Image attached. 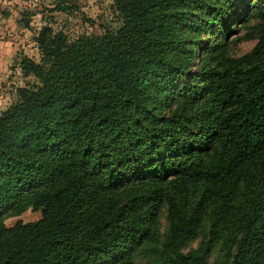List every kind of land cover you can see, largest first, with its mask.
I'll list each match as a JSON object with an SVG mask.
<instances>
[{
  "label": "trees",
  "instance_id": "16d2710c",
  "mask_svg": "<svg viewBox=\"0 0 264 264\" xmlns=\"http://www.w3.org/2000/svg\"><path fill=\"white\" fill-rule=\"evenodd\" d=\"M113 4L116 30L46 25L19 62L38 84L0 113V264H264V0Z\"/></svg>",
  "mask_w": 264,
  "mask_h": 264
},
{
  "label": "rangeland",
  "instance_id": "374dc122",
  "mask_svg": "<svg viewBox=\"0 0 264 264\" xmlns=\"http://www.w3.org/2000/svg\"><path fill=\"white\" fill-rule=\"evenodd\" d=\"M62 0H0V113L17 101L16 89L21 86H36L38 80L24 74L19 62L23 57L39 60V50L34 38L43 26L64 31L69 37L81 34L100 35L105 30H116L121 19L114 9L113 0H65L70 5L66 11L56 7ZM63 4V3H62ZM259 18L237 23L226 36L228 53L240 56L249 51L255 38ZM203 35V34H202ZM41 217L40 211L24 210L18 215L4 217V224L12 226L17 221L31 222ZM157 229L162 233L166 227L165 213L157 217ZM201 237L192 240L184 251L198 246ZM218 254L215 247L210 259ZM136 264H158L153 255L136 251Z\"/></svg>",
  "mask_w": 264,
  "mask_h": 264
}]
</instances>
